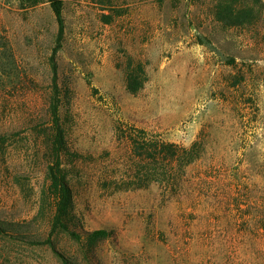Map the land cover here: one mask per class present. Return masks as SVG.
Here are the masks:
<instances>
[{
  "label": "rangeland",
  "instance_id": "374dc122",
  "mask_svg": "<svg viewBox=\"0 0 264 264\" xmlns=\"http://www.w3.org/2000/svg\"><path fill=\"white\" fill-rule=\"evenodd\" d=\"M62 17L58 40L47 0H0V126L15 132L0 149V222L18 236L0 233V264H63L25 240L52 219L40 200L52 58L82 234L52 239L70 264H264V0H64ZM134 129L195 159L137 155ZM97 229L110 235L89 244Z\"/></svg>",
  "mask_w": 264,
  "mask_h": 264
},
{
  "label": "trees",
  "instance_id": "16d2710c",
  "mask_svg": "<svg viewBox=\"0 0 264 264\" xmlns=\"http://www.w3.org/2000/svg\"><path fill=\"white\" fill-rule=\"evenodd\" d=\"M55 13L59 23L58 40L63 33V5L64 0H47ZM228 11V6H225ZM231 12V9H230ZM240 13L241 20L250 17V12ZM52 91L48 105L49 115L51 117V125L45 130V150L49 157V161L45 170L46 186L41 191V204L50 205L52 209V219L48 236L43 240L25 239L33 244H47L52 250L63 259V264H70L69 260L56 247L52 236L57 231L68 233L73 239L80 241L82 234L72 229L75 220V204L73 189L68 178V170L64 164V156L69 153L67 147L65 129L61 122L60 108L62 104L61 89L58 82V69L54 58H52ZM140 83L134 72L129 73L128 89L137 92ZM141 133V134H140ZM143 130L131 132L126 137L129 139L133 151L137 155L147 156L151 159L164 158L168 162L180 160L184 165L195 159L194 150L192 148L180 147L178 144L167 142L164 140H153L146 135ZM15 135L0 126V149L6 144L9 138ZM10 227L0 222V233L11 237L15 236L9 231ZM110 232L106 229H97L89 231L85 234L89 244L107 238ZM20 237V236H19ZM20 239H24L23 236Z\"/></svg>",
  "mask_w": 264,
  "mask_h": 264
}]
</instances>
